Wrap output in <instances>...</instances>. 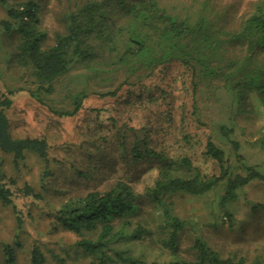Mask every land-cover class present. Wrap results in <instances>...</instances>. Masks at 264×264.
I'll return each mask as SVG.
<instances>
[{
    "label": "trees",
    "instance_id": "obj_1",
    "mask_svg": "<svg viewBox=\"0 0 264 264\" xmlns=\"http://www.w3.org/2000/svg\"><path fill=\"white\" fill-rule=\"evenodd\" d=\"M52 1L60 8L62 30L53 43L47 44L40 30L41 0L17 5L0 0L6 9L0 31L18 38L12 55L29 71L36 85L28 94L37 100L51 94L71 70L85 73L94 84L91 92L69 96L72 109H51L57 117L78 114L89 93L114 100L115 106L90 109L82 139L68 153L81 167H68L80 178L117 166L125 175L144 165L157 174L142 193L131 179L121 178L105 191L71 196L48 213L50 225L78 237L75 247L92 258L91 264H245L242 258L225 257L199 234L184 247L186 221L174 212L171 198L201 197L223 184V208L251 182L264 184V172L245 163L233 137L234 117L264 113V0L225 5L220 0ZM206 90L230 98L229 116L215 125L216 132L207 130L201 114ZM13 94L0 91V154L10 158L13 169L33 158L46 165L50 158L63 163L51 156L56 147L45 136L12 135L6 111ZM148 112L153 118L147 119ZM191 120L195 131L188 127ZM177 122L183 127L179 135L172 130ZM258 143L263 146L264 140ZM5 168L0 156V203L11 208L18 233L27 218L17 202L29 206L43 195L29 183L18 187ZM22 249L19 235L3 242L0 264H19ZM29 264H48L38 245L30 251Z\"/></svg>",
    "mask_w": 264,
    "mask_h": 264
},
{
    "label": "rangeland",
    "instance_id": "obj_2",
    "mask_svg": "<svg viewBox=\"0 0 264 264\" xmlns=\"http://www.w3.org/2000/svg\"><path fill=\"white\" fill-rule=\"evenodd\" d=\"M22 1L25 0H14L13 5ZM220 1V4L225 5L232 0ZM57 4L52 0L50 2L41 0L40 30L46 34L47 44L53 43L54 34L62 31L60 8ZM4 19L6 9L0 5V20ZM17 39L15 35L6 37L0 31V91L14 92L13 104L6 111L11 133L16 138L45 136L56 147L51 156L64 162L59 163L50 158V163L46 165L33 158L25 161L19 169H13L10 158L0 154L5 159V164L7 163L6 174L17 181L18 187L29 183L34 191L43 195L42 200L29 206L17 202L18 208L27 218L25 228L18 233L11 208L0 203V247L3 242L11 243L14 237L19 235L23 243V249L18 251L19 264H29L30 251L36 245L45 253L48 264H58V258H63L66 264H91L92 258L82 254L75 247L78 237L54 229L50 225L48 213L71 196H81L90 190L105 191L113 181L121 178L131 179L135 191L142 193L152 184L157 169L144 165L131 168V173L125 175L123 166H117L115 169H106L103 173L95 172L87 178L74 175V171L68 166L73 164L75 167H81V163L77 157L69 158L68 153L72 152L73 149L70 148L82 139L83 128L89 123L87 119L90 116V109L112 107L115 106V102L109 97L101 98L89 93L78 114L67 118L57 117L51 109L58 111L72 109L69 96L79 91L91 92L94 84L87 82L85 73L71 70L56 81L51 94L47 96L40 94L39 98L43 100H37L28 94V90L35 89L36 85L34 81L32 82L29 71L21 67L12 55L15 51L13 45L17 44ZM176 86L181 87L179 82ZM99 88L101 86L97 84L96 90ZM177 89H173L174 93ZM101 91L103 90L100 89ZM206 95L207 104L199 103L201 114L206 121L207 130L216 132L215 125L225 123L229 116L230 98L226 92L214 94L206 90ZM116 107L118 108V105ZM164 109L166 107L162 106V110ZM176 110L180 113V110ZM150 118L153 117L148 112L147 119ZM178 120L179 118L175 121ZM189 123L188 127L195 131V122L191 120ZM182 128L177 122L172 130L179 135ZM234 129L233 137L241 145L239 152L245 163L264 172V145L259 146L258 143L259 140H264V113L252 112L249 118L234 117ZM198 131L204 138L205 132ZM228 148L225 146L226 152L231 161H235L233 152ZM83 168L85 169V166ZM45 169L50 176L43 181ZM223 193L224 185L221 184L214 191L201 197L176 195L171 198L174 212L186 221L184 247L191 244L193 235L199 234L225 257L242 258L245 264H264V184L258 181L251 182L238 192L234 201L221 208L220 199Z\"/></svg>",
    "mask_w": 264,
    "mask_h": 264
}]
</instances>
